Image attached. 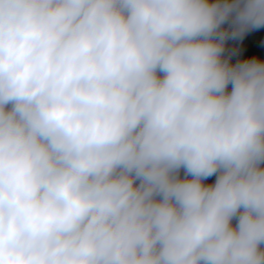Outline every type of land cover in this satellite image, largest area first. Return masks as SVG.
<instances>
[{
  "label": "clouds",
  "instance_id": "obj_1",
  "mask_svg": "<svg viewBox=\"0 0 264 264\" xmlns=\"http://www.w3.org/2000/svg\"><path fill=\"white\" fill-rule=\"evenodd\" d=\"M261 27L264 0H0V264H264V61L224 57Z\"/></svg>",
  "mask_w": 264,
  "mask_h": 264
},
{
  "label": "rangeland",
  "instance_id": "obj_2",
  "mask_svg": "<svg viewBox=\"0 0 264 264\" xmlns=\"http://www.w3.org/2000/svg\"><path fill=\"white\" fill-rule=\"evenodd\" d=\"M215 2V0H209ZM224 57L229 58L230 63L258 58L264 61V27L246 32L242 37L229 38L225 41ZM215 176L210 177L205 183H213Z\"/></svg>",
  "mask_w": 264,
  "mask_h": 264
},
{
  "label": "trees",
  "instance_id": "obj_3",
  "mask_svg": "<svg viewBox=\"0 0 264 264\" xmlns=\"http://www.w3.org/2000/svg\"><path fill=\"white\" fill-rule=\"evenodd\" d=\"M181 176H183V171H181Z\"/></svg>",
  "mask_w": 264,
  "mask_h": 264
}]
</instances>
